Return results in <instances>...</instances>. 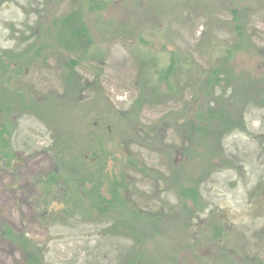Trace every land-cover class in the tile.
<instances>
[{
  "label": "rangeland",
  "instance_id": "obj_1",
  "mask_svg": "<svg viewBox=\"0 0 264 264\" xmlns=\"http://www.w3.org/2000/svg\"><path fill=\"white\" fill-rule=\"evenodd\" d=\"M86 1L105 4L103 10L89 14L90 26L98 32L96 52L100 59L96 62L93 54V62H89L90 58L81 65L79 76H75L80 84L75 95L64 92L58 56L40 59L8 84L11 91L20 90L36 98L43 106V115H19L12 109L2 112L1 121L7 128L11 125L9 149L16 163L0 168V222L40 242L46 264H118V258L127 256L124 242L107 235L104 224L96 225L80 213L65 217L61 206L55 213L43 215L40 201L60 200L65 194L59 192L60 187H53L47 194L42 189L44 183L36 176L48 177L59 171L65 177L72 173L65 166L77 165L79 157L90 153L86 118L95 117L90 112L103 106L118 113L128 110L141 92L149 94L162 84L173 59L176 73L170 90L167 84L160 85L161 95L151 96L138 112L142 124L153 128L152 142L128 149L133 158L149 166L153 177L148 174L147 179L143 178L126 162H120L126 155L120 146L115 147L119 159L111 158L107 166L112 177L124 178L131 184L123 192L131 207L163 211L166 215L162 232L157 239L152 238L156 240L150 242L143 264H264V0ZM234 3L239 16L232 21L229 8ZM79 4H84L83 0H10L3 4L0 52L26 48L33 41L34 31L41 32L50 19L68 14ZM234 24L244 26L255 51H231L227 55L235 41ZM226 57L238 78L235 81L245 87V95L238 99L230 89L218 91L219 99L222 96L226 100L219 102V109L223 107L227 119L245 124L246 130L224 136L223 132L216 134V124L209 126L210 130L215 126L214 132L208 134L212 141L201 144V135L200 144L189 154L205 155L203 148L211 145L214 149L219 142L225 164L213 158L212 164L220 168L203 171L206 163L197 168L198 160L187 161L177 149L185 134L190 138L196 134L199 102L202 106L208 102L204 104L195 97L205 89L207 75ZM97 68H101L100 85L94 91L89 84ZM254 95H259L257 101ZM74 102L81 104L74 107ZM169 112L171 124L162 121ZM116 116L111 122L119 128L117 136L123 137L125 120H114ZM131 127L125 128L129 131ZM117 140L115 136L105 147L119 145ZM229 163L234 169L221 168ZM170 164L178 168V173L183 172L181 188L186 187L187 195H196L193 191L198 189V205L185 202L191 214L184 229L180 218L170 215V207L179 204V188L169 180L154 177ZM173 173L174 170L167 173L166 178L172 179ZM62 191L68 196L74 192L65 187ZM107 191L103 188V193ZM0 264H23L17 249L3 238Z\"/></svg>",
  "mask_w": 264,
  "mask_h": 264
},
{
  "label": "trees",
  "instance_id": "obj_2",
  "mask_svg": "<svg viewBox=\"0 0 264 264\" xmlns=\"http://www.w3.org/2000/svg\"><path fill=\"white\" fill-rule=\"evenodd\" d=\"M8 2H10V0H0V6ZM83 2L84 4H79L68 14L59 18L50 19L41 32L37 30L34 31L33 41L29 42L26 48L19 51L8 50L0 52L1 115L2 112L11 109L19 115L23 113L34 114L38 117L43 115V106L36 102V98L27 97L20 90L11 91L8 88V84L13 79L16 80L24 75L32 66H35L37 62L39 63L40 59H46V56H58V62L63 73L64 86L66 87L64 92L66 95H75V89L80 87V84L77 82L78 77L76 78L75 76L76 74L79 76L78 70L81 68V65L90 58L89 62H93V54H96V56L93 57L96 62L100 59V53L96 52L98 32L91 28L89 14L94 10L101 11L105 8V4L94 5L86 0H83ZM229 11L232 16V21L234 18L237 19L239 16L237 4H232ZM233 32L235 34V41L227 50V55L231 51H255V47L251 43L243 25L236 24L233 27ZM227 61L226 57L221 66L212 69L207 75L203 81L206 82H202L205 89L201 92V95L195 98L200 97L204 100V104L208 103L202 106V101L199 102L201 108L195 113V118L200 120L195 130L196 134L193 133L191 138L185 134L186 138H184L182 146L177 149V151L179 150V152L183 154L184 159L187 161L194 160V158L198 160L196 163L200 165L196 164L197 168L206 163L207 166L204 167L203 171L210 170V167H214V170L220 168L219 164H212L213 158H218V160L220 159V164H225V154L219 142L214 149H212L211 145L203 148L202 150L206 151L205 155L202 154L201 156V154L198 155L196 152H194L193 155L189 154L190 150L196 144L212 141L208 134L211 131L214 132L215 126L210 130L213 125L216 124V134L223 132L224 136L237 131L246 130L245 124L238 121L235 122L229 118L227 119L228 116L223 113V107L219 109V106L226 102V100L224 101L222 96L220 97L221 99H219L218 91L225 93L230 89L234 93V98L238 97V99L245 95V87H243L240 82L235 81L238 78L233 74V68L230 67ZM99 63L100 62H98V64ZM175 65L176 61L170 59V69H167L164 80H162V84H160H167L166 88L169 90L171 81H173L176 73ZM94 72L93 81L89 85H91L94 91H97V87L100 85L99 78L101 77V68L95 69ZM221 74L225 77L219 78ZM169 76L170 79L168 80L167 77ZM160 85L157 84L149 94L141 92L134 100L132 106L126 111L118 113L110 107L103 106L102 109L96 108V110L90 112L93 113L95 117L92 118L89 116L86 118L88 119L87 130L90 132V141L88 143V145H90L89 155L81 158L79 157V162L76 163L77 165L71 167L65 166L66 170L69 168L72 169V173L65 177L61 176L59 171L51 173L48 177L36 176V178H39L41 182L44 183L42 184L44 187L42 189L47 194L50 193L53 187L62 188L59 192L65 194L60 200L46 199L40 201L39 208L44 212L43 215L49 212L52 213L58 206H61V213L64 214L65 217L70 216L73 218L76 213H80L81 216H86L89 221L96 225L104 224L106 226L105 233L113 239L117 238L118 241H123L124 247H126L128 255H121V257H123L118 258L116 261L118 264L146 263L143 259L149 249L150 242L153 237L157 236V239L158 236H160L163 229L162 220L166 217L163 211L158 212L151 209H139L136 206L131 207L126 196L125 198L123 197V192L129 189L131 184L127 183L124 178L118 180L116 177H112V174L107 171L110 159H119L118 155L115 154L117 152L115 147L120 146V148L125 149L126 153L125 157L122 158L120 162H126L127 167L132 169L135 173L141 174L143 178H146L148 174L152 175V170L148 169L149 166L147 167V164L133 158L130 155L131 153L128 152V149L135 145L147 146L145 143L152 142L150 135L152 134L153 128L150 126L145 127V124H142L138 118V112L148 103L147 100L150 99L151 96L156 98L161 95ZM247 86L251 88V86ZM211 97L213 99H211ZM258 97L259 95H254V101H257L256 99ZM219 102L221 103L220 105H218ZM80 104L81 102H74V107ZM225 111H227V106ZM87 113H89V111ZM171 114V112L167 113L162 121L171 124L173 120ZM114 115H117L114 120H118L119 118L125 120L123 122V137L117 136V130L119 128H115V124L112 123ZM184 122L185 121H183V123ZM183 123H181V125H183ZM127 125L132 126L129 131L125 128ZM9 128H11V125L7 128L6 122H0V168L2 169L16 163L9 149V137L11 134ZM133 128L134 131L132 133ZM144 128H146V130H144ZM201 135L203 137L201 139L199 138L201 140L199 143L198 137H201ZM115 136L118 139L116 142L119 143V145L111 143L112 145L110 144L105 147L106 143L111 140L113 141ZM195 141H197V143ZM196 150L197 149L194 151ZM88 159L90 160L88 161ZM233 165H235V163ZM223 167H226V169H234L230 163L221 168ZM156 169H160L161 171V168ZM176 169L178 168L170 164V167H165L164 171H161V174H156L154 177L161 181L169 180V184L172 183L179 188V193L177 192L179 204L170 207V215L174 218H180L182 229H184L188 222L186 218L191 214L190 207L185 204V202L192 201L193 204L198 205V198H196L198 189L194 188L193 193H196V195H187L186 187L184 186V188H181L183 172L181 171V173H178ZM172 170H174L172 179H167L166 174L169 172L172 173ZM151 175L150 177L152 178L153 175ZM197 180H199V178H197ZM64 187L73 189V194L68 196L69 194L62 191ZM103 188H107L108 193H103ZM132 206H134V204ZM0 238H3L17 249L21 255L23 264H46L44 260V248L40 242L37 243L28 238L24 233L14 231L11 226L5 222H0ZM155 240H153L151 244L155 242ZM128 242L131 243V245L128 244ZM134 254L141 259L140 262ZM246 264H253V262ZM255 264L259 263L255 262ZM260 264H262V262H260Z\"/></svg>",
  "mask_w": 264,
  "mask_h": 264
},
{
  "label": "water",
  "instance_id": "obj_3",
  "mask_svg": "<svg viewBox=\"0 0 264 264\" xmlns=\"http://www.w3.org/2000/svg\"><path fill=\"white\" fill-rule=\"evenodd\" d=\"M0 122H1V109H0Z\"/></svg>",
  "mask_w": 264,
  "mask_h": 264
}]
</instances>
